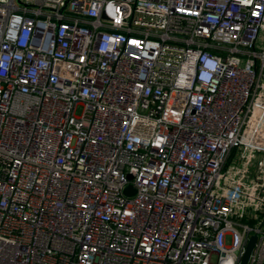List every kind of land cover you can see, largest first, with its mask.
Returning a JSON list of instances; mask_svg holds the SVG:
<instances>
[{
  "label": "built area",
  "instance_id": "built-area-1",
  "mask_svg": "<svg viewBox=\"0 0 264 264\" xmlns=\"http://www.w3.org/2000/svg\"><path fill=\"white\" fill-rule=\"evenodd\" d=\"M252 236L264 264V0H0V264H241Z\"/></svg>",
  "mask_w": 264,
  "mask_h": 264
},
{
  "label": "water",
  "instance_id": "water-1",
  "mask_svg": "<svg viewBox=\"0 0 264 264\" xmlns=\"http://www.w3.org/2000/svg\"><path fill=\"white\" fill-rule=\"evenodd\" d=\"M126 193L129 194V195L133 194L134 193L133 188L131 186L128 187L127 190H126ZM255 241H256V236H252L251 239L248 242V245H247L245 254H244L243 258H242L241 264H247L248 263L250 254H251V252L253 250V247L255 245Z\"/></svg>",
  "mask_w": 264,
  "mask_h": 264
},
{
  "label": "rangeland",
  "instance_id": "rangeland-1",
  "mask_svg": "<svg viewBox=\"0 0 264 264\" xmlns=\"http://www.w3.org/2000/svg\"><path fill=\"white\" fill-rule=\"evenodd\" d=\"M81 112V109L78 110V114Z\"/></svg>",
  "mask_w": 264,
  "mask_h": 264
}]
</instances>
